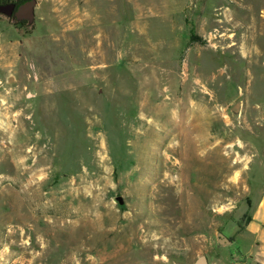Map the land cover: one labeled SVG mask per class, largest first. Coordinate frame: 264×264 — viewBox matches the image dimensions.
<instances>
[{"label":"rangeland","instance_id":"1","mask_svg":"<svg viewBox=\"0 0 264 264\" xmlns=\"http://www.w3.org/2000/svg\"><path fill=\"white\" fill-rule=\"evenodd\" d=\"M28 22L0 59V264H260L264 0H37Z\"/></svg>","mask_w":264,"mask_h":264},{"label":"crops","instance_id":"2","mask_svg":"<svg viewBox=\"0 0 264 264\" xmlns=\"http://www.w3.org/2000/svg\"><path fill=\"white\" fill-rule=\"evenodd\" d=\"M81 1L89 3L90 0ZM21 39L20 31L10 25L7 17L0 14V59L8 49L19 51L22 46ZM250 171L255 172L256 169ZM256 186L259 187L261 184L257 183ZM251 206L252 213L250 220L245 224L244 234L253 240L250 253H254L259 263L264 264V197L257 202L252 201Z\"/></svg>","mask_w":264,"mask_h":264},{"label":"water","instance_id":"3","mask_svg":"<svg viewBox=\"0 0 264 264\" xmlns=\"http://www.w3.org/2000/svg\"><path fill=\"white\" fill-rule=\"evenodd\" d=\"M37 5V0H30L23 4L19 11L16 13V16L19 20L26 19L28 21H31L35 18V7ZM8 14L11 15L14 12V9L16 7L15 4H9L8 6ZM3 6L0 7V10H2ZM27 14V15H26ZM122 200L121 198L119 199ZM221 243H231V241L226 238L224 235H221L220 238ZM194 264H208L207 259L205 256L200 257Z\"/></svg>","mask_w":264,"mask_h":264},{"label":"flooded vegetation","instance_id":"4","mask_svg":"<svg viewBox=\"0 0 264 264\" xmlns=\"http://www.w3.org/2000/svg\"><path fill=\"white\" fill-rule=\"evenodd\" d=\"M25 3H26V2H25ZM25 3H23V4H25ZM9 4H15V5H16V7H15V9H14V12H13L11 15L8 14L9 9H8L7 6H8ZM23 4H20V3H19V0H9V1L3 3V4L0 6V7L3 6L2 10H0V14L3 15V16H5V17H7V18H9V19H11V21H18V22H20V21H27V22H28V20H26V19L19 20V19L17 18V16H16V13L19 11L20 7H21Z\"/></svg>","mask_w":264,"mask_h":264},{"label":"trees","instance_id":"5","mask_svg":"<svg viewBox=\"0 0 264 264\" xmlns=\"http://www.w3.org/2000/svg\"><path fill=\"white\" fill-rule=\"evenodd\" d=\"M7 1H9V0H0V6H1L3 3L7 2ZM28 1H30V0H19V3H20V4H23V3L28 2ZM10 24H11L15 29H18V30L26 29V31H28V30H27V25L29 24V22H27V21H20V22H18V21H11ZM28 33H29V32H28Z\"/></svg>","mask_w":264,"mask_h":264}]
</instances>
